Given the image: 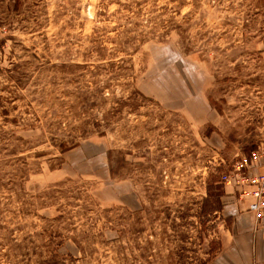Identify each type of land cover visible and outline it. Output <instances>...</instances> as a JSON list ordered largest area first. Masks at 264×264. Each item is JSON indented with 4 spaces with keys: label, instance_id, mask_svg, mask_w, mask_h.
<instances>
[{
    "label": "rangeland",
    "instance_id": "1",
    "mask_svg": "<svg viewBox=\"0 0 264 264\" xmlns=\"http://www.w3.org/2000/svg\"><path fill=\"white\" fill-rule=\"evenodd\" d=\"M263 46L264 0H0V264H208Z\"/></svg>",
    "mask_w": 264,
    "mask_h": 264
},
{
    "label": "crops",
    "instance_id": "2",
    "mask_svg": "<svg viewBox=\"0 0 264 264\" xmlns=\"http://www.w3.org/2000/svg\"><path fill=\"white\" fill-rule=\"evenodd\" d=\"M224 189L226 195L232 192L230 187ZM232 200L226 207L231 222L220 240V251L208 264H264V229L256 228L253 215L246 211L247 202Z\"/></svg>",
    "mask_w": 264,
    "mask_h": 264
},
{
    "label": "built area",
    "instance_id": "3",
    "mask_svg": "<svg viewBox=\"0 0 264 264\" xmlns=\"http://www.w3.org/2000/svg\"><path fill=\"white\" fill-rule=\"evenodd\" d=\"M219 184L230 187L229 196L236 202H247L256 228L264 229V147L259 146L235 162L227 174H220Z\"/></svg>",
    "mask_w": 264,
    "mask_h": 264
},
{
    "label": "trees",
    "instance_id": "4",
    "mask_svg": "<svg viewBox=\"0 0 264 264\" xmlns=\"http://www.w3.org/2000/svg\"><path fill=\"white\" fill-rule=\"evenodd\" d=\"M219 185V187H217L216 189L219 191V193L216 195L217 196V199L219 198L220 199V197H221V190L223 189V186L222 185H220V184H218ZM217 210H219V209H217V208H215L214 209V211H217ZM220 211V210H219Z\"/></svg>",
    "mask_w": 264,
    "mask_h": 264
}]
</instances>
